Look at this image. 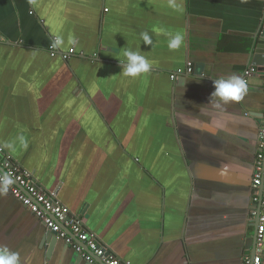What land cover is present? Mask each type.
Masks as SVG:
<instances>
[{"label":"crops","instance_id":"crops-1","mask_svg":"<svg viewBox=\"0 0 264 264\" xmlns=\"http://www.w3.org/2000/svg\"><path fill=\"white\" fill-rule=\"evenodd\" d=\"M263 25L264 0H0V162L7 153L59 189L133 264H242L254 241ZM175 34L184 39L170 50ZM129 50L147 73L123 76ZM251 65L243 98L217 107L213 81L244 79ZM6 189L0 249L18 264H84Z\"/></svg>","mask_w":264,"mask_h":264},{"label":"built area","instance_id":"built-area-1","mask_svg":"<svg viewBox=\"0 0 264 264\" xmlns=\"http://www.w3.org/2000/svg\"><path fill=\"white\" fill-rule=\"evenodd\" d=\"M56 39L55 37L53 42ZM2 40L0 36V41ZM50 51L52 55L58 53L57 47H53V44ZM75 53L76 49L72 47L66 52H61L60 56L63 60L69 61ZM185 72L188 74L193 72L191 62H188V69ZM185 72L178 70L171 74V78L176 80ZM256 72L257 69L253 65L246 69L244 73L246 84L249 77ZM2 154L4 157L0 162V182L44 223L48 233H54L56 239H63L70 245L84 264H133L132 261L120 257L94 232L90 231L80 213L62 203L59 198V189L47 190L11 155ZM255 220H257V226L253 241L254 253H251L252 249L246 252L242 256V264H263L264 261V115L258 133L254 172L251 179L249 221L253 225Z\"/></svg>","mask_w":264,"mask_h":264},{"label":"clouds","instance_id":"clouds-1","mask_svg":"<svg viewBox=\"0 0 264 264\" xmlns=\"http://www.w3.org/2000/svg\"><path fill=\"white\" fill-rule=\"evenodd\" d=\"M141 39L145 45L152 44V38L147 32L140 34ZM183 36L181 34H175L170 37L168 48L170 50L179 49L183 42ZM62 44V40L57 38L53 42V47H58ZM126 63H123L122 74L125 77H137L141 73H147L151 65L141 56L138 52L126 51L125 54ZM214 91L210 94V98H218L217 107L220 103L228 104L233 101H239L247 92V84L239 76L232 75L227 79L214 80ZM10 147V145H9ZM6 186L3 192L0 194H6ZM0 264H18V256L15 253H9L7 248L0 249Z\"/></svg>","mask_w":264,"mask_h":264},{"label":"water","instance_id":"water-1","mask_svg":"<svg viewBox=\"0 0 264 264\" xmlns=\"http://www.w3.org/2000/svg\"><path fill=\"white\" fill-rule=\"evenodd\" d=\"M263 34H264V29H263ZM261 52H262V51H261ZM262 53H264V52H262ZM261 65H263V64H261ZM253 226H254V235H255V228H256V226H257V220H255ZM50 235L53 237L54 240H56V237H55V234H54V233H50ZM253 239H254V237H253ZM251 253H252V254L254 253L253 249L251 250Z\"/></svg>","mask_w":264,"mask_h":264}]
</instances>
